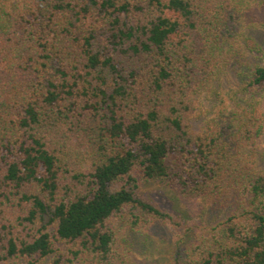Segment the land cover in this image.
Instances as JSON below:
<instances>
[{
  "label": "trees",
  "instance_id": "trees-1",
  "mask_svg": "<svg viewBox=\"0 0 264 264\" xmlns=\"http://www.w3.org/2000/svg\"><path fill=\"white\" fill-rule=\"evenodd\" d=\"M260 12L264 0H0V264L57 246L52 264H127L129 238L170 225L200 233L166 264H264V65L247 33L264 30ZM146 184L234 208L188 227Z\"/></svg>",
  "mask_w": 264,
  "mask_h": 264
},
{
  "label": "rangeland",
  "instance_id": "rangeland-1",
  "mask_svg": "<svg viewBox=\"0 0 264 264\" xmlns=\"http://www.w3.org/2000/svg\"><path fill=\"white\" fill-rule=\"evenodd\" d=\"M264 19V13L261 14ZM248 36L258 43L262 52L251 53L249 56L253 62L264 65V30L261 28H250L247 30ZM233 74V75H232ZM231 76L234 77L235 72ZM210 104V103H209ZM213 102L209 105L212 106ZM262 111L264 113V90L262 99ZM258 148L264 152V133L258 141ZM261 169L264 171V160L261 161ZM143 191L149 198L156 200L165 209L174 212L183 219L188 227L197 225L212 228L224 220L233 210V204L227 202L222 209H212L204 204L200 199L189 200L175 194L169 187L156 184H146ZM204 224V225H203ZM196 226V227H197ZM194 229V228H192ZM200 233L199 230H189L186 236L183 231L176 230L172 225L168 227H154L143 235L129 238L131 243L130 253H125L123 258L127 264H166L172 253L178 248L179 244L185 243L188 236ZM58 251L46 258L21 259L15 264H52L65 251V246H57ZM121 256V255H120Z\"/></svg>",
  "mask_w": 264,
  "mask_h": 264
}]
</instances>
